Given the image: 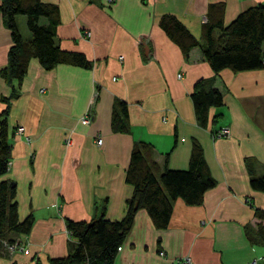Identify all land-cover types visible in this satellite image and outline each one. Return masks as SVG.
Wrapping results in <instances>:
<instances>
[{"label": "crops", "instance_id": "crops-1", "mask_svg": "<svg viewBox=\"0 0 264 264\" xmlns=\"http://www.w3.org/2000/svg\"><path fill=\"white\" fill-rule=\"evenodd\" d=\"M42 1L58 7L59 46L81 52L91 67L45 70L33 58L20 81L0 75V97H9L11 145L2 179L15 185L19 220L29 214L34 219L28 234L12 236L25 240L29 253H10L1 244L0 264H48L50 257L65 256L66 219L90 222L101 213L121 219L132 193L124 177L134 142L150 144L161 168L167 155L168 168L186 169L194 139L215 185L199 205L177 198L165 229H155L139 209L113 264H184L177 259L185 256L188 264H247L261 256L256 228L264 220L254 211L264 210V194L250 187L245 159H255L256 174H264V68L214 73L198 48L186 59L158 23L173 15L198 39L210 4L223 3L228 24L264 0ZM15 22L30 40L23 21ZM11 45L0 14V70ZM199 79H212L223 98L222 106L209 109L205 128L190 98ZM115 99L127 105L128 133L111 128ZM4 107L0 101V111ZM86 115L88 123L81 120ZM222 127L230 135L213 137Z\"/></svg>", "mask_w": 264, "mask_h": 264}, {"label": "trees", "instance_id": "trees-1", "mask_svg": "<svg viewBox=\"0 0 264 264\" xmlns=\"http://www.w3.org/2000/svg\"><path fill=\"white\" fill-rule=\"evenodd\" d=\"M223 12V3L208 6L198 39L173 15H162L158 24L186 59L191 49L198 48L202 59L214 73L222 69L236 73L264 68V5L246 8L228 24H224ZM0 14L12 40L7 64L0 70L4 79L20 81L33 58L45 70H51L57 64L91 67V61L81 52L67 51L59 46L56 27L60 23V14L56 5L42 0H0ZM19 14L25 16L30 40H24L18 30L15 17ZM42 18L45 23L40 22ZM190 98L196 121L202 128L208 124L209 109L223 105L222 93L212 86V79L197 80ZM0 101L5 103L0 111L1 245L4 240L12 242L14 235L28 234L34 219L29 214L19 220L15 185L2 179L8 170L11 145L7 119L9 97H0ZM218 116L213 118V122ZM111 128L115 132H129L127 105L122 100L115 99L113 102ZM152 153V146L146 142L136 141L132 146L124 177L125 182L132 186V193L126 199L124 216L109 220L101 213L90 222L66 219L65 226L70 237L67 254L50 257L48 264H113L117 249L122 246L139 209L146 211L155 229H165L177 198L187 205L202 203L204 193L215 185V181L209 173L200 143L195 139L192 141L186 169L168 168L167 155L161 168L153 160ZM245 165L250 187L264 194V174H256L255 159L246 158ZM254 216L263 221L264 210L255 209ZM256 231L264 243V227L260 222Z\"/></svg>", "mask_w": 264, "mask_h": 264}, {"label": "built area", "instance_id": "built-area-1", "mask_svg": "<svg viewBox=\"0 0 264 264\" xmlns=\"http://www.w3.org/2000/svg\"><path fill=\"white\" fill-rule=\"evenodd\" d=\"M106 1L111 2L113 0H106ZM89 34L90 33L88 31H85L84 32V35L85 36H88ZM178 76H180V74H178ZM81 120L88 123L90 121V116L89 115L83 116L81 118ZM23 131H24V128L22 126H18L16 128V132H18V133H22ZM212 135L215 138L216 137H227V136L230 135V131H229V129L227 127H222V128H219L218 130L214 131L212 133ZM68 141L69 140H67V142ZM97 143L98 144L101 143V139L100 138L97 139ZM2 243H3L4 248H6L9 251L10 250L11 251L16 250V251H22V252L24 251L25 254H28L29 253V251H28L27 248L23 249V246H21V241H19V240H14L13 242H8V243L5 242V241H2ZM120 248L121 247H118V250H120ZM162 253L163 252H159V254H162ZM189 260H190L189 257H183V258L178 259L177 262L187 263V262H189ZM263 262H264V254H262L259 257H256V258L251 259L247 264H262Z\"/></svg>", "mask_w": 264, "mask_h": 264}, {"label": "rangeland", "instance_id": "rangeland-1", "mask_svg": "<svg viewBox=\"0 0 264 264\" xmlns=\"http://www.w3.org/2000/svg\"><path fill=\"white\" fill-rule=\"evenodd\" d=\"M16 18L18 19V25L20 24V22L19 21H23V23H24V25H26V23H25V16L24 15H22V14H19V15H16ZM41 22V21H40ZM42 23V22H41ZM16 133H18V132H16ZM19 134V133H18ZM97 142V141H96ZM8 167H9V163H8ZM14 240H16V239H12V242L14 241ZM5 242H6V240H4ZM8 243V242H7ZM2 245H3V243H2ZM21 246H23V249H25V248H27L28 249V245H27V243H26V241L25 240H22L21 241ZM4 247V246H3ZM260 247H262L263 249H264V245H262V246H260ZM6 249V248H5ZM118 250V249H117ZM6 251H9V250H7L6 249ZM14 251H16V250H14ZM14 251H9L10 253H12V252H14ZM21 253H23V254H25V252L23 251H20ZM160 252H162V251H160ZM264 254V253H263ZM160 255H162V254H160ZM185 257H189V256H185ZM257 257V255L256 256H254L253 258H256ZM252 258V259H253ZM190 259V258H189ZM178 260V259H177ZM176 260V261H177ZM250 261V260H249ZM188 263H190V260H189V262H187V263H184V264H188Z\"/></svg>", "mask_w": 264, "mask_h": 264}]
</instances>
